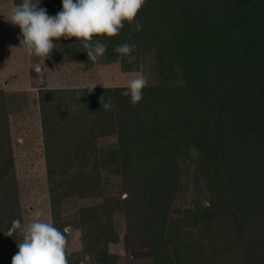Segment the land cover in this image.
<instances>
[{"label":"trees","instance_id":"trees-1","mask_svg":"<svg viewBox=\"0 0 264 264\" xmlns=\"http://www.w3.org/2000/svg\"><path fill=\"white\" fill-rule=\"evenodd\" d=\"M60 4L40 0L50 16ZM136 20L141 30L125 22L119 35L99 40L113 56L116 42L132 33L146 49H156L165 82L147 85L138 104L122 95L125 86L39 91L52 210L68 196L100 195L101 171L109 170L128 186L122 203L137 214L145 234L140 244L155 264H228L232 249L236 264H264V230L258 231L264 229V0H146ZM65 97L73 101L70 115L62 107ZM4 107L0 89V194L7 196L14 163ZM108 134L116 135L118 146L99 152L96 140ZM68 139L73 146H53ZM191 149L208 205L173 218L177 157ZM111 204L82 207L81 223L92 225ZM91 229L93 242L103 246L84 250L95 251L94 264H114L107 249L118 241L112 221ZM68 256L83 260L81 251Z\"/></svg>","mask_w":264,"mask_h":264},{"label":"rangeland","instance_id":"rangeland-1","mask_svg":"<svg viewBox=\"0 0 264 264\" xmlns=\"http://www.w3.org/2000/svg\"><path fill=\"white\" fill-rule=\"evenodd\" d=\"M18 3L14 0H0V89L5 95L4 113L14 163L12 192L7 196L0 194V264H11L13 256L18 252L19 237L16 234L7 235L13 220L19 219L22 224L27 225L36 212L41 213L43 221L52 223L66 234L67 252L81 251L83 260L77 261L76 256H68L69 262L94 264L95 251H85L84 247L101 249L103 245L102 241L93 242L94 232L91 227L100 229L104 222L112 221L118 241L109 242L107 249L116 256L114 264H155L151 250L142 245L143 242L140 244L145 234L143 229H138L137 214L130 215L131 211H127L126 205L122 203L128 195V186L120 174L103 169L100 195L68 196L59 201L57 209L52 210L39 91L41 88L125 86L128 81L141 74L147 79V85L164 83L158 74L156 49H146L141 38L134 36L136 33L122 35L116 43L132 46L130 63L129 57L109 55L108 49L102 59L93 63L87 60V53L75 38H61L54 40L56 49H53L50 58L44 63L38 58L29 59L19 47V28L6 22L13 5ZM48 4L52 6L54 2ZM154 6L150 9L151 15L156 12ZM39 7L42 5L39 4ZM60 8L62 10L61 4ZM96 39L99 37H94ZM73 106L71 98L65 97L62 102L64 111L70 115ZM67 130L63 136L69 135L71 123ZM73 144L68 139L58 140L53 146L67 147ZM96 145L99 152L116 148L117 137L115 134L101 136L96 140ZM196 157L194 149L187 155L181 154L177 157L178 187L169 210V215L173 218L186 216L185 210H193V204L197 200L201 203V208L208 205L206 183L195 163ZM109 202L112 204L98 211L97 221L92 225L81 223L79 214L82 207ZM113 202H121L122 205L119 207ZM66 223L69 225L64 227ZM259 230L264 229L259 227ZM85 255L90 256V261L84 259ZM227 259L228 264H236L234 249L229 252ZM158 264L167 263L160 261Z\"/></svg>","mask_w":264,"mask_h":264},{"label":"clouds","instance_id":"clouds-1","mask_svg":"<svg viewBox=\"0 0 264 264\" xmlns=\"http://www.w3.org/2000/svg\"><path fill=\"white\" fill-rule=\"evenodd\" d=\"M146 0H62V10L50 16L45 8L39 7L40 0H21L14 4L6 22L20 30L19 47L29 59L38 58L44 63L56 49L55 39L75 38L87 53V60L93 63L104 57L108 45L94 37L113 38L119 35L125 22L133 25L130 30L139 31L142 25L136 20ZM113 51L121 58L129 57L132 46L124 43ZM95 86V85H94ZM94 86L87 88L89 92ZM147 79L141 74L125 85L122 95L130 98L135 106L143 98ZM111 102L104 104L109 109ZM16 234L18 252L11 264H70L67 239L64 233L52 223L43 221L36 212L27 225L19 219L12 222L7 235ZM84 259L90 261V256Z\"/></svg>","mask_w":264,"mask_h":264},{"label":"water","instance_id":"water-1","mask_svg":"<svg viewBox=\"0 0 264 264\" xmlns=\"http://www.w3.org/2000/svg\"><path fill=\"white\" fill-rule=\"evenodd\" d=\"M201 208V203L197 200L195 201V203L193 204V209L198 210Z\"/></svg>","mask_w":264,"mask_h":264},{"label":"crops","instance_id":"crops-1","mask_svg":"<svg viewBox=\"0 0 264 264\" xmlns=\"http://www.w3.org/2000/svg\"><path fill=\"white\" fill-rule=\"evenodd\" d=\"M111 253H113L112 251H111ZM116 254V253H115Z\"/></svg>","mask_w":264,"mask_h":264}]
</instances>
